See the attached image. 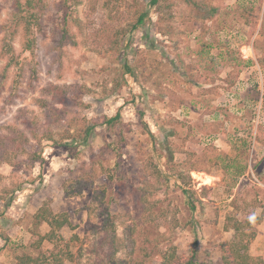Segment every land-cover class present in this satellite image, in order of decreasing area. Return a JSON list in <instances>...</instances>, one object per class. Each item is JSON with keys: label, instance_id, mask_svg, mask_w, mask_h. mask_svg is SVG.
<instances>
[{"label": "rangeland", "instance_id": "rangeland-1", "mask_svg": "<svg viewBox=\"0 0 264 264\" xmlns=\"http://www.w3.org/2000/svg\"><path fill=\"white\" fill-rule=\"evenodd\" d=\"M14 1L0 0V50ZM36 10L34 53L19 33L20 68L6 77L0 54V146L12 150L16 129L30 146L14 164L43 157L31 171L0 166V197L21 183L10 207L0 201V264L39 253L34 230L49 227L35 228L34 215L46 202L70 216L62 235L81 239L76 264H112L108 210L125 244L118 259L150 237V251L168 239L184 261L222 264L228 219L252 215L261 220L250 252L264 259V0H41ZM114 140L119 179L102 170L114 164ZM84 164L92 185L69 197L63 187ZM180 174L191 177L186 187ZM184 189L195 191L193 207ZM144 205L163 215L159 226L146 223Z\"/></svg>", "mask_w": 264, "mask_h": 264}, {"label": "trees", "instance_id": "trees-1", "mask_svg": "<svg viewBox=\"0 0 264 264\" xmlns=\"http://www.w3.org/2000/svg\"><path fill=\"white\" fill-rule=\"evenodd\" d=\"M41 0H15L13 3V13L10 16V19L7 23L5 29V37L3 38L0 54L2 58L6 59V66L2 71V76L6 77V73L12 69H19V61L15 54V49L13 47V42L17 35L20 33L23 38V47L24 50L30 53H34L37 39L35 36V32L41 26V15L36 10L40 5ZM158 0H152V4L156 5ZM147 18L146 13H142L138 16L136 23L133 25L132 30H136L141 25H144ZM21 70V69H20ZM15 84L18 82L15 81ZM55 89V88H54ZM121 116L118 114L117 116L108 120V124L113 126L114 122L119 121ZM34 132V131H33ZM34 138L42 139L45 138L43 135L39 134L38 131L33 133ZM47 141H51L52 137L50 134L46 137ZM11 143L13 145L12 150L10 148H2L0 153V166L3 163L10 164L15 167L14 159L18 157L20 154H27L28 147L30 146L29 137L21 131L13 129V137L11 138ZM108 152L113 154L115 157L114 164L111 168L107 169L102 165L103 171L107 172L108 176L111 179H119L121 174V166L117 163L116 157L120 158V145L118 141H112L107 145ZM37 162H43L42 153L34 152L30 153L29 159L23 161L21 166L18 164L16 168L20 171L21 168L24 171H31ZM91 165L84 164L82 170L80 171V175L69 179L64 185L65 194L69 197L80 196L85 187H89L92 185V181H88L96 175L94 171H91ZM22 171V170H21ZM1 180V177H0ZM179 181L186 187L189 184V180H191L190 175L185 176L180 174L178 178ZM189 181V182H188ZM87 183L91 185H87ZM20 184H16L13 188H10L6 191L5 195L0 197V201L4 202L6 207H10L14 200L16 194L20 192ZM191 192H195L193 190L184 189V194L186 199L188 200L189 206L193 207L195 204V198ZM143 194L146 196L145 202L149 201V191L144 190ZM107 213V219H105L104 230L108 231V242L111 244L113 253L111 255V263L112 264H146V262L159 261L160 264H207V263H198L194 260H182L177 253V247L170 241L166 240L165 248H160L155 246L154 249L150 251L148 245L151 242L150 237H146L145 243L143 242V246L141 247V253L139 255H135L131 253V257L129 260L127 259H118L117 255L125 248V244L118 238L117 235V227L115 224V216L112 215L109 210ZM1 214H4L3 212ZM144 220L147 224L155 223L159 226L158 222H156L157 218H162L163 215H156L152 208L144 205L143 212ZM35 220V228L41 225H47L49 227L48 232L41 234L34 230L33 236L37 237L31 243V249L34 251H38L37 255L32 254H23L17 258L16 264H67L72 263L76 264V257L73 251L74 245L78 242H81V239L78 235H73L70 239L66 240L62 235V230L65 227L73 228L72 221L68 213H54L52 211L51 205L46 202L34 215ZM259 217L247 218L245 221L241 220H230L226 224V227L229 230L234 232L233 239L231 242H225L222 244V264H264V259L262 257H254L252 256L250 250L251 245L257 238V231L255 226L260 222ZM232 222V223H231ZM163 227V225H161ZM36 231V232H35ZM134 230H132V233ZM132 234V235H133ZM44 244H49L52 246V249L42 251ZM143 249V250H142ZM148 249V250H147ZM2 249H0L1 252ZM153 260V261H149Z\"/></svg>", "mask_w": 264, "mask_h": 264}, {"label": "crops", "instance_id": "crops-1", "mask_svg": "<svg viewBox=\"0 0 264 264\" xmlns=\"http://www.w3.org/2000/svg\"><path fill=\"white\" fill-rule=\"evenodd\" d=\"M17 262V261H16Z\"/></svg>", "mask_w": 264, "mask_h": 264}]
</instances>
